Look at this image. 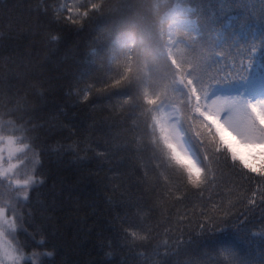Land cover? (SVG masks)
Masks as SVG:
<instances>
[{"label":"trees","instance_id":"16d2710c","mask_svg":"<svg viewBox=\"0 0 264 264\" xmlns=\"http://www.w3.org/2000/svg\"><path fill=\"white\" fill-rule=\"evenodd\" d=\"M175 4L196 27L169 53ZM252 77L264 0H0V130L34 160L11 175L36 181L25 199L0 176L17 246L51 253L37 264H264V176L202 114L216 87ZM168 109L216 161L202 188L176 179L173 161L197 175L162 135Z\"/></svg>","mask_w":264,"mask_h":264},{"label":"rangeland","instance_id":"374dc122","mask_svg":"<svg viewBox=\"0 0 264 264\" xmlns=\"http://www.w3.org/2000/svg\"><path fill=\"white\" fill-rule=\"evenodd\" d=\"M65 4H68V0H65ZM188 13L186 7L181 4H175L163 18L166 23L165 33L170 51L173 47H176V35L178 31L195 29V23ZM129 40L132 41L131 38ZM248 81L254 87L247 89L240 87H216L213 93L207 97L208 99L205 101L202 114L213 126L221 141L228 146L234 157L239 158L250 168H257L260 165H264L260 163L264 159V148L257 146L264 143V125L261 124V121L264 120V107H262L264 105V78L254 77ZM249 104L256 105L258 110L252 111L248 108ZM160 125L169 146L179 161L186 165L194 175H198L199 173L189 160L181 156L177 148L173 147L175 144L179 148L186 150L190 156L196 157L185 142L177 121L176 111L168 109L160 120ZM228 129H231V132ZM232 133H235V135ZM0 137H11L14 142V148L27 145L18 141L16 136L3 134L1 130ZM0 146H3L2 140H0ZM26 148L21 153H14L11 159L8 157L6 147L2 153L3 159L0 160V172H6L8 176L6 184L10 189L20 187L16 181H21L22 183L23 180L11 175L14 168L8 170L9 165H15V168H18L34 163L33 158H31V152ZM25 170L27 171V169ZM17 172L16 169L15 174ZM27 176L28 171L25 178ZM14 228V222L10 216L6 214L5 217L0 218V231L4 233V236L0 237V264H24L26 260L31 261L32 264H37V259L17 246L16 240L10 235L14 231ZM6 251L11 252L15 259H7L4 256V252Z\"/></svg>","mask_w":264,"mask_h":264},{"label":"snow or ice","instance_id":"6c2138e0","mask_svg":"<svg viewBox=\"0 0 264 264\" xmlns=\"http://www.w3.org/2000/svg\"><path fill=\"white\" fill-rule=\"evenodd\" d=\"M69 11H71V9H69ZM250 67H252L250 65ZM243 82L241 81H235L232 83H235L238 87L240 88H249V87H254V85H251L249 83V81L247 79L242 78ZM262 107H264V105H262ZM248 108H250L252 111H256L257 106L254 104H249ZM261 124L264 125V120L261 121ZM229 132H231V129H228ZM233 135H235V133H232ZM162 135H164V133H162ZM0 140L3 141V146H0V160L3 159L2 153L4 151V148H7V153H8V157L9 159H11L14 155V153H21L23 152L24 148L27 147V145H22L21 147H13V139L11 137H0ZM261 148H264V143H261L259 145H257ZM173 147L177 148V151L180 153L181 156L185 157V159L189 160V162L196 168V171L199 173V175L196 176L195 179H191L188 177L187 175V171L182 168L179 164H176L175 161H173V163L175 164V171L177 173L176 179L179 181H184L187 183V185L192 186L193 188H202L204 185H206L209 181V173L212 171V168L210 167L213 163H216V161H214L211 158H208L206 154H198L197 157H192L190 156V154L186 151L183 150L181 148H179L177 145H173ZM200 155H203L204 158L201 159L199 158ZM218 160V158H217ZM233 165L236 164V162H232ZM15 165H9V169L11 170L13 168H15ZM248 169L249 171L253 172V173H257L261 176H264V168H256V167H251V168H245ZM6 170V171H8ZM0 175H5L4 172H0ZM17 185H19V190L20 192L23 194L24 198L27 199L28 198V191L27 189L32 186L33 184L36 183V181H34L32 179L31 176H29L27 179L23 180V182L21 183V181H16ZM253 197H256L257 195L260 197V202L262 204H264V188L260 189L259 191H254L253 192ZM250 204H254L255 200L254 199H250L249 200ZM8 208V206L6 205H2L0 204V218H3L6 216V209ZM202 231H207L206 228L202 227ZM4 233L2 231H0V237H3ZM43 243V241H37L36 244L37 246L41 245ZM217 243H223V241H217ZM42 255H51V253H33V256L36 257L37 260H39L40 256ZM4 256L7 259H15L11 252H4Z\"/></svg>","mask_w":264,"mask_h":264},{"label":"clouds","instance_id":"9594fccd","mask_svg":"<svg viewBox=\"0 0 264 264\" xmlns=\"http://www.w3.org/2000/svg\"><path fill=\"white\" fill-rule=\"evenodd\" d=\"M260 163H261V164H264V159H262V160L260 161Z\"/></svg>","mask_w":264,"mask_h":264}]
</instances>
